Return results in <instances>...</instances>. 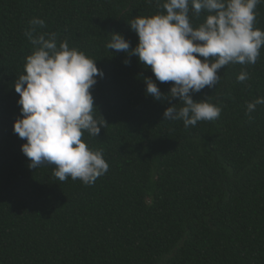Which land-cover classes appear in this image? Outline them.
I'll return each instance as SVG.
<instances>
[{"label": "trees", "instance_id": "16d2710c", "mask_svg": "<svg viewBox=\"0 0 264 264\" xmlns=\"http://www.w3.org/2000/svg\"><path fill=\"white\" fill-rule=\"evenodd\" d=\"M164 11L156 0H0V264H264V104L246 112L264 97V47L254 65L225 66L216 87L193 93L222 111L185 128L163 117L178 97L146 94L151 67L106 47L119 32L135 48L131 20ZM256 12L264 30V2ZM34 17L45 21L38 33H57L103 70L90 91L108 125L82 139L109 169L91 185L30 168L14 132ZM156 83L170 93L172 82Z\"/></svg>", "mask_w": 264, "mask_h": 264}, {"label": "clouds", "instance_id": "9594fccd", "mask_svg": "<svg viewBox=\"0 0 264 264\" xmlns=\"http://www.w3.org/2000/svg\"><path fill=\"white\" fill-rule=\"evenodd\" d=\"M149 4L153 0H147ZM264 0H156L165 11L137 16L129 23L138 37L135 48L123 34L113 32L108 49L126 52L150 66L156 80L145 78L146 94L156 100L179 98L163 113L164 120L183 121L185 128L199 121L217 119L222 108L207 98L193 99L205 87L219 83V70L230 64L254 65L264 47V30L256 27V8ZM206 11L203 23L194 25ZM25 36L34 46L26 57L23 74L15 81L22 117L14 123V132L26 143L22 152L30 168L54 165L58 181L81 180L93 184L104 175L109 164L100 149H92L82 139L85 132L99 137L108 122L95 118L94 97L90 89L103 77L96 60L67 39L58 43L55 32H37L45 21L32 18ZM201 57L203 59H201ZM129 61H125L128 63ZM241 82L249 79L246 70ZM156 81L172 82L165 96ZM264 97L247 103L249 119Z\"/></svg>", "mask_w": 264, "mask_h": 264}]
</instances>
